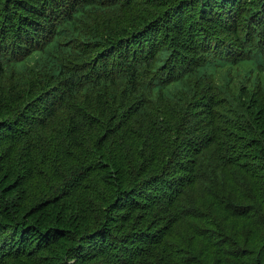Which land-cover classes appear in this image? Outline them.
I'll return each instance as SVG.
<instances>
[{
	"label": "trees",
	"instance_id": "1",
	"mask_svg": "<svg viewBox=\"0 0 264 264\" xmlns=\"http://www.w3.org/2000/svg\"><path fill=\"white\" fill-rule=\"evenodd\" d=\"M219 169L254 201L187 196ZM236 217L264 227V0H0V264H255Z\"/></svg>",
	"mask_w": 264,
	"mask_h": 264
},
{
	"label": "rangeland",
	"instance_id": "2",
	"mask_svg": "<svg viewBox=\"0 0 264 264\" xmlns=\"http://www.w3.org/2000/svg\"><path fill=\"white\" fill-rule=\"evenodd\" d=\"M240 82L234 81L233 82V87L235 88L234 85L239 84ZM128 142L130 143V148L131 150L127 153L124 154V165L125 169L124 172L126 174V177L129 178L131 173L134 172V170L137 169L138 165L141 163L145 162V159L151 154L152 148L148 151V153H144L142 155V147H140L141 140L138 136V134H129L127 137ZM165 140L164 137H162V140ZM152 142V139L150 138V143ZM163 141L158 140L152 142L153 146L157 148L159 151H161V144ZM140 147V148H139ZM67 162L70 164L72 162L71 159H67ZM147 162L149 163V168H159L161 165L166 164L167 158L164 156L157 155L154 158L147 159ZM148 168V167H147ZM41 174V173H40ZM37 178H34L33 182H30L29 186H37L39 185L42 187L46 181L41 178V175ZM214 176L213 178V187L212 191H208L207 189H203L200 186H193L189 189V194L187 195L190 199L191 197L194 198V194H199L194 200L195 201H205V200H213L218 194H220L224 198H228L230 200H234L237 202H251L254 201L251 198L252 190H251V180L248 182H239L236 178H234L231 174H228L226 170L219 169L217 171H214ZM260 182V181H259ZM256 179L252 181L253 184H258ZM91 183L93 184L94 191H82L81 193L77 194V197H81L85 199L86 201H90V205H97V206H103L107 203L108 196H102L97 194V189L98 187H102V184L100 182L99 178H93ZM107 191H109L113 185H105L104 186ZM257 190L260 188L257 187ZM90 192V193H87ZM251 193V194H250ZM192 194V195H191ZM101 209H104V207H101ZM205 210V208H203ZM220 214H223L222 212L217 213V216ZM238 220H235L231 222V218L229 219V222H225L226 226L228 229L233 231L242 241H246L248 246L254 250V254L251 255V257L255 260V264H264V227L258 226L254 227L251 226L247 221H243V218L241 217H236ZM200 222V220H195L191 221L187 224V228L192 230L193 224ZM188 230V229H187ZM176 236L178 237V234L176 233ZM180 240V239H178ZM183 245L186 246L184 241H180ZM223 264H225L223 262Z\"/></svg>",
	"mask_w": 264,
	"mask_h": 264
}]
</instances>
